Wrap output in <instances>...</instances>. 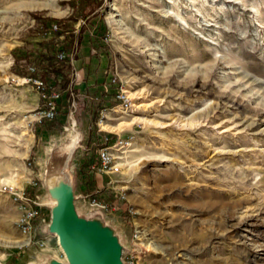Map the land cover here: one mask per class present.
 I'll return each instance as SVG.
<instances>
[{
  "label": "rangeland",
  "instance_id": "374dc122",
  "mask_svg": "<svg viewBox=\"0 0 264 264\" xmlns=\"http://www.w3.org/2000/svg\"><path fill=\"white\" fill-rule=\"evenodd\" d=\"M97 2L106 48L82 49L83 93L47 131L39 124L61 91L45 97L30 64L64 40L43 20L70 18L78 0H0V264L65 260L57 237L38 233L50 220L41 172L75 129L79 210L101 208L139 264H264V0ZM41 72L48 85L62 80ZM94 148L112 167L103 172L100 158L85 194L80 168ZM27 188L37 189L33 204ZM36 205L28 245L20 224Z\"/></svg>",
  "mask_w": 264,
  "mask_h": 264
},
{
  "label": "water",
  "instance_id": "95a60500",
  "mask_svg": "<svg viewBox=\"0 0 264 264\" xmlns=\"http://www.w3.org/2000/svg\"><path fill=\"white\" fill-rule=\"evenodd\" d=\"M74 131L75 138H69L59 152L52 153L41 172L43 206L49 208L50 220L40 224L38 233L41 237H57L65 260L60 261L50 254L41 255L40 263H35L126 264L124 258L131 248L104 211L99 207H92L84 213L79 210L73 157L81 134L76 129Z\"/></svg>",
  "mask_w": 264,
  "mask_h": 264
},
{
  "label": "trees",
  "instance_id": "16d2710c",
  "mask_svg": "<svg viewBox=\"0 0 264 264\" xmlns=\"http://www.w3.org/2000/svg\"><path fill=\"white\" fill-rule=\"evenodd\" d=\"M97 1L98 0H78L76 11L70 18H45L40 25L44 32L54 30V27H56L57 30L54 32L55 37H64V40L61 43H58L51 50L36 56L35 60L30 64V67L33 68L34 71H30L31 73L29 76L31 78L40 79L42 84L47 86L44 90L45 97H50L54 92L61 91L59 97L60 110L57 112V116L54 119L45 118L39 124V127L44 130L50 131L53 127L62 126L63 120H66L72 112V105L76 102L75 96L83 93V88H81L82 85H77L75 83L78 71L77 62L81 61V64L84 66V70L86 71L90 69L91 63L87 64L86 67L84 63V56H81L80 54L82 49L86 46V48L88 47L96 54V52L100 53L102 49L104 50L106 48L105 38L107 37L108 30L107 26H105L103 22V19L96 20L97 18L99 19L100 16L97 13V9L103 5L102 3L99 4ZM94 20L97 22H93ZM80 21L83 23L79 26L80 29H77L76 25ZM95 54H93V58L96 57ZM59 56H63L64 59L61 60ZM45 69L47 72L60 74L62 76V80L59 84L56 82L53 85L47 84L49 82L48 79H46L44 75H41L44 73L41 71ZM95 82L93 85H85L86 87L84 90L85 92H88L87 95L92 94V92H90L92 90H94L95 95H97L98 91L96 89H98L97 87H100L101 84H99L97 79H95ZM86 84H88V81ZM94 87H96V89ZM113 89L117 92L119 91L118 86L117 88L113 87L112 90ZM115 91H113L111 96L114 95L117 97V95H119L117 92L115 93ZM41 101L44 103L46 102L43 97L41 98ZM117 102L120 103L121 100H118ZM114 106H116V104L111 105L110 108H113ZM104 135L110 139L108 142L109 144L115 143L116 137L106 133L100 135L99 137ZM99 137H97L98 142L101 140ZM97 150V148L92 149L90 157L87 158L86 162L80 168L82 173V187L85 194H89L93 191V186H95L96 183L95 176L97 172L92 170L91 167L94 165H100V158ZM38 184L40 185V183ZM36 193L37 189L34 188H27L25 192L26 196L31 198V200L36 197ZM43 211L44 210H42V212Z\"/></svg>",
  "mask_w": 264,
  "mask_h": 264
},
{
  "label": "built area",
  "instance_id": "2783aa9c",
  "mask_svg": "<svg viewBox=\"0 0 264 264\" xmlns=\"http://www.w3.org/2000/svg\"><path fill=\"white\" fill-rule=\"evenodd\" d=\"M55 30H57L56 27H54ZM61 59H63L62 56H60ZM41 84V83H40ZM59 98V96L57 94H54L53 97H50V102H49V106L48 109L44 112L43 116L48 117V118H54L56 116V113L58 111V106L55 104L54 100H57ZM100 158H101V169L103 172H105V170H108L112 167V159L110 157L109 151L107 149L103 150L100 153ZM25 196V195H24ZM23 199V197H22ZM29 201L33 204L34 201L30 200ZM40 218V214H39V210H38V205H36L32 211L28 212L27 217L25 218L26 220L22 221V223L20 224V227L22 228L23 232L26 233L29 238H30V242L28 245H30L33 242V235H34V230H35V226L36 224V220H38ZM45 220V219H44ZM125 262L126 264H139V262L135 259V257H133L131 254L126 256L125 258Z\"/></svg>",
  "mask_w": 264,
  "mask_h": 264
},
{
  "label": "bare ground",
  "instance_id": "6f19581e",
  "mask_svg": "<svg viewBox=\"0 0 264 264\" xmlns=\"http://www.w3.org/2000/svg\"><path fill=\"white\" fill-rule=\"evenodd\" d=\"M116 23L119 24V25H121V21H119V20H117ZM129 95H130V94H129ZM124 126H125V124H120V125H118V127H115V128H112V127H110V126H105V128H106L108 131L112 132V133H119V132H122V131H123ZM126 126H128V125H126ZM70 138H71V140H73L75 137L72 136V137H70ZM73 142H74V141H73ZM77 146H78V144H77V142H75V147H77ZM27 243H28V242H26V244H27ZM35 264H36V263H35Z\"/></svg>",
  "mask_w": 264,
  "mask_h": 264
}]
</instances>
